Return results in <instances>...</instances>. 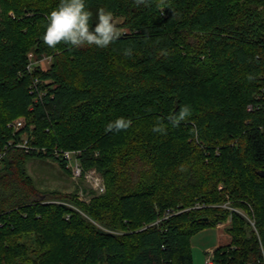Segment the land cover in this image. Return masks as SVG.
<instances>
[{"label": "trees", "instance_id": "16d2710c", "mask_svg": "<svg viewBox=\"0 0 264 264\" xmlns=\"http://www.w3.org/2000/svg\"><path fill=\"white\" fill-rule=\"evenodd\" d=\"M56 151L106 194L39 189ZM260 172L264 0H0V264H193L229 220L215 263L264 264Z\"/></svg>", "mask_w": 264, "mask_h": 264}, {"label": "rangeland", "instance_id": "374dc122", "mask_svg": "<svg viewBox=\"0 0 264 264\" xmlns=\"http://www.w3.org/2000/svg\"><path fill=\"white\" fill-rule=\"evenodd\" d=\"M122 22V20H111V24H117ZM32 68L36 65H41L43 69L49 68V60L44 59L41 61L35 60L33 54L30 55ZM38 84V82H36ZM18 120H23L24 123L26 119L24 117L19 118ZM69 174H67L57 162L54 161H43L39 159H32L27 163V171L35 180L36 186L42 190L55 189L63 192L78 191L79 199L82 198L83 202L89 203L91 199L95 196H101L98 191H95L92 186L87 183L84 179L75 180L73 173L68 168ZM99 173V172H98ZM101 175V173H99ZM102 176V175H101ZM103 177V176H102ZM103 180L106 185V181L103 177ZM107 191V185H106ZM106 194V193H105ZM220 226H226V230L231 227V220L226 223L220 224ZM215 228H210L200 232L198 235L192 238V252L194 262L193 264H205L206 257L208 253L205 251L204 247L212 243L211 241L206 240L207 235H213L215 238ZM231 236V235H230Z\"/></svg>", "mask_w": 264, "mask_h": 264}, {"label": "built area", "instance_id": "2783aa9c", "mask_svg": "<svg viewBox=\"0 0 264 264\" xmlns=\"http://www.w3.org/2000/svg\"><path fill=\"white\" fill-rule=\"evenodd\" d=\"M255 108L258 110L262 109L263 106L261 103H258L256 107L253 105L249 106V110L253 111ZM25 126L23 120H17L14 122L11 127H14L17 131L22 129ZM57 157H62L67 162V167L73 173L75 180L84 179L87 183H89L95 191H98L100 194L106 193V185L103 180V177L98 173L96 169L85 170L81 163L78 160V152L77 151H65V152H58L56 151ZM83 200L82 198H80ZM214 251L208 253L206 257L205 264H216L214 259Z\"/></svg>", "mask_w": 264, "mask_h": 264}, {"label": "crops", "instance_id": "0c3cea01", "mask_svg": "<svg viewBox=\"0 0 264 264\" xmlns=\"http://www.w3.org/2000/svg\"><path fill=\"white\" fill-rule=\"evenodd\" d=\"M215 238H213V235H207L206 240L211 241L212 243H209V245H206L204 247L205 251L207 253H210L211 251H215L216 249L227 246L231 244L232 237L226 230V226H220L218 225L215 229Z\"/></svg>", "mask_w": 264, "mask_h": 264}, {"label": "water", "instance_id": "95a60500", "mask_svg": "<svg viewBox=\"0 0 264 264\" xmlns=\"http://www.w3.org/2000/svg\"><path fill=\"white\" fill-rule=\"evenodd\" d=\"M259 175L264 177V172H260Z\"/></svg>", "mask_w": 264, "mask_h": 264}]
</instances>
